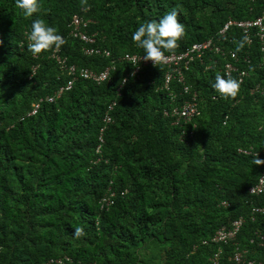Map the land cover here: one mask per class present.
I'll return each mask as SVG.
<instances>
[{
  "label": "trees",
  "instance_id": "1",
  "mask_svg": "<svg viewBox=\"0 0 264 264\" xmlns=\"http://www.w3.org/2000/svg\"><path fill=\"white\" fill-rule=\"evenodd\" d=\"M39 3V12L26 18L15 0H0V264H42L63 254L70 264H139L138 250L146 245L161 247L162 264H210L216 246L199 244L190 252L191 244L246 216L252 206L264 208V191L247 192L262 165L253 164L257 155L236 151L258 150L264 142V99L249 92L255 82L264 85V71L255 66V44L235 99L211 98L218 63L207 69L195 63L185 71V83L199 97L200 113L191 127L173 125L162 115L170 105L169 91L177 94L174 100L183 96L176 82L169 90L160 88L163 66H142L121 84L131 69L123 61L115 63L107 80L76 79L54 101H43L26 115L30 103L52 93L67 76L49 57L51 49L33 56L19 42L32 21L42 18L65 39L58 53L67 64L100 70L108 57L84 55L81 42L67 35L72 14L90 17L96 43L114 56L144 54L131 39L134 31L177 8L185 35L176 52L212 35L227 17L259 15L263 1ZM237 42L236 34L227 44L236 50ZM110 102L111 122L96 154L101 117ZM108 185L112 204L101 209L98 199ZM78 226L86 235L75 238ZM255 230L264 231L258 214L245 218L236 241L249 247V256L259 257L262 249L247 241ZM230 252V245L222 246L217 264H232Z\"/></svg>",
  "mask_w": 264,
  "mask_h": 264
},
{
  "label": "built area",
  "instance_id": "2",
  "mask_svg": "<svg viewBox=\"0 0 264 264\" xmlns=\"http://www.w3.org/2000/svg\"><path fill=\"white\" fill-rule=\"evenodd\" d=\"M264 3V0H262ZM94 21L81 13L72 14L67 22V35L71 38L77 39L81 42V51L84 55H97L100 57H108V63L100 70H94L85 66L76 64H67L66 58L58 53V48L53 46L49 52V57L54 60L61 73H64L67 78L60 86H58L52 93L45 94L30 103L26 115H32L36 112L41 102H52L63 91L69 89L76 79L91 80L95 83H100L108 79L109 72L113 70L116 62H126L130 65L129 73L121 79V84L128 76L135 75L142 66H154L151 61H144V54L136 53H121L119 55H111L109 50L96 43L97 32L90 31L89 25ZM25 31L23 39L20 44L28 46L27 34ZM237 34L239 41L247 37L243 44V50L238 53L234 48L228 44L233 40ZM228 43V44H227ZM255 44L256 61L255 66L264 71V8L260 11L259 15L253 18L236 19L227 17L221 26L210 36L201 40L190 43L188 46L180 51L173 53H165L168 59L165 63L160 64L164 67L161 79L160 88L169 90L171 82H176L179 85L178 95H183L179 100H174L177 96L176 93L169 91L168 96L170 105L162 109V115L170 119L173 125H191L194 127V118L200 113L198 92L191 88L190 85L185 83V71L192 64H201L204 69L209 68L211 65L218 63L219 73L225 78L232 77L241 82L244 77L248 75V69L252 62L250 60V48ZM35 66L31 67L33 72ZM118 90V89H116ZM250 93H258L264 99V85L255 82L250 88ZM217 92L211 95L215 98ZM114 102H110L102 114V125L98 129L96 138V145L94 153L99 154L101 144L104 142L102 133L107 124L111 122L109 111L111 110ZM191 131L189 130V134ZM236 151L243 155H257L259 154L264 160V142L258 150L253 149L251 146L238 147ZM264 191V165L260 168L259 174L253 184L247 188L249 194H260ZM114 191L108 185L105 192L98 199L99 208H107L112 204V197ZM222 206H226L225 201H221ZM261 217L264 224V208L252 206L246 216H237L233 218L228 225H221L217 227L208 238L200 239L199 242L192 243L190 252L194 251L196 247L206 244H214L215 251L209 257L210 264H217L222 246L230 245L231 252L229 260L232 264H264V231L255 230L252 236L248 238V245L254 246L257 249H262V254L259 257L249 256V247L241 246L236 241L237 233L245 220H253L255 215ZM71 259L68 255H60L51 257L42 262V264H70ZM94 264V263H90Z\"/></svg>",
  "mask_w": 264,
  "mask_h": 264
},
{
  "label": "clouds",
  "instance_id": "3",
  "mask_svg": "<svg viewBox=\"0 0 264 264\" xmlns=\"http://www.w3.org/2000/svg\"><path fill=\"white\" fill-rule=\"evenodd\" d=\"M15 5L22 10L26 18L32 17L40 10L39 0H15ZM81 6H87V0H81ZM179 10L173 8L164 15L159 21L152 20L141 24L132 34V41L138 47L143 49L144 61H151L154 66L165 63L168 56L165 53H173L178 48V42L185 35V26L179 22ZM28 51L33 56H38L42 52L61 47L66 43L62 35L57 33V29L49 26L42 18L32 21L30 32L27 34ZM247 37L237 42V51L243 47ZM212 88L224 99H235L240 89V82L231 77L225 78L219 73L215 76V82ZM256 166L264 165V160L259 158V154L253 160ZM86 235L84 228L78 226L74 229L73 236L80 238Z\"/></svg>",
  "mask_w": 264,
  "mask_h": 264
},
{
  "label": "rangeland",
  "instance_id": "4",
  "mask_svg": "<svg viewBox=\"0 0 264 264\" xmlns=\"http://www.w3.org/2000/svg\"><path fill=\"white\" fill-rule=\"evenodd\" d=\"M141 258V263L139 264H162L163 261V251L161 247L156 245H146L138 250Z\"/></svg>",
  "mask_w": 264,
  "mask_h": 264
}]
</instances>
